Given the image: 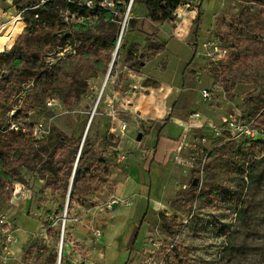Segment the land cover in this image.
<instances>
[{
  "label": "rangeland",
  "instance_id": "obj_1",
  "mask_svg": "<svg viewBox=\"0 0 264 264\" xmlns=\"http://www.w3.org/2000/svg\"><path fill=\"white\" fill-rule=\"evenodd\" d=\"M110 1L106 13L65 12L64 29L79 39L44 47L39 62L15 67L13 54L3 61L14 48L0 54V133L19 126L28 137L0 166V250L14 252L0 264H264V51L245 43L264 40V0H184L162 23L143 3L128 10L131 0ZM55 2L0 0L11 15L28 7L26 16ZM122 30L108 76L116 47L101 51L83 35L114 32L118 43ZM130 65L143 74L137 80L126 78ZM159 80L180 90L175 108L185 120L151 173L146 135L159 123L142 114L147 102L171 100ZM128 174L147 199L116 195ZM63 230L76 245L61 253Z\"/></svg>",
  "mask_w": 264,
  "mask_h": 264
},
{
  "label": "trees",
  "instance_id": "obj_2",
  "mask_svg": "<svg viewBox=\"0 0 264 264\" xmlns=\"http://www.w3.org/2000/svg\"><path fill=\"white\" fill-rule=\"evenodd\" d=\"M183 2L184 0H134L133 4L143 3L148 9V16L150 17L151 21L154 23H162L173 20L176 10ZM94 8H87L77 3L68 2L67 0H56L53 7L38 6V8H35L32 12H30V16H26V12H24L23 17L26 22V27L18 38V33L21 31L25 22L20 21L16 28H14L15 31H13L11 45L14 44L16 39L17 42L12 47V49L14 48V51L9 53L3 61L8 60L9 56L13 54L15 67H17V63L29 61L28 59L30 58H33L35 62H39L42 55L41 50H43L44 47L58 44V42L63 43V45L68 44V42H75L76 39H79V30L78 32H73L71 30L67 31L64 29V27L67 26V24L63 22L65 12L68 13V16H72L74 14H80L84 16ZM27 10L29 11L30 9ZM97 10L99 12L106 13L108 10H110V8H97ZM111 33L113 34H111L110 40H107L104 36H100L98 38L95 37L93 39L90 33L83 35V40L86 42H92V45L98 46L101 51L112 50L117 45V37L114 35V32ZM245 43L247 44V48L250 50L261 49L264 51V40L262 39L254 37L247 38ZM10 50L8 51L10 52ZM8 51L5 52L8 53ZM114 65H116V63H114ZM129 68L134 69L131 65ZM49 73L50 71H46V78L51 77ZM12 87L14 89L15 86ZM26 136L27 131H18L17 133H0V166L5 163V160L10 156L13 150H18L20 148L19 146L24 144V142L28 139ZM88 144L89 139L87 133L83 146ZM83 158L84 152H82L81 156L79 157L75 173L76 182L80 179V169Z\"/></svg>",
  "mask_w": 264,
  "mask_h": 264
},
{
  "label": "crops",
  "instance_id": "obj_3",
  "mask_svg": "<svg viewBox=\"0 0 264 264\" xmlns=\"http://www.w3.org/2000/svg\"><path fill=\"white\" fill-rule=\"evenodd\" d=\"M9 14H10V11L7 10L6 7H4L0 3V23L2 21L6 20L7 17L11 15V14L10 15ZM13 25L14 26H12V27L9 26V28L7 29V31H8L7 33L10 34L11 29L12 28L13 29L16 28L17 25L16 24H13ZM25 27H26V23L22 27L21 31L18 33L17 38L22 33V31L25 29ZM5 35L3 36V39H2L3 40L2 41V45L6 41V36ZM128 69L132 72V74H130V75L127 74L126 78H131V80H134V79L137 80V75H143V74L137 73L136 71H134V70H132L130 68H127V70ZM159 81H161V80H159ZM161 82H163V81H161ZM163 84H165L166 86L169 87V90L167 89L166 86L163 88V89H165V92H166L165 95L168 94V97L170 96L171 100L169 101V103L168 104L165 103L164 106L159 105V106L156 107L155 105H153L151 107L148 104V102H147V105L144 104V105H146L145 106L146 107L145 108L146 109V113H145V115L142 114L143 118L149 117V118L155 120L157 124L159 123V126L156 125L150 131V133H148L146 135V138L148 137V139H149L148 141L150 142V146H149L150 149L148 148V150L152 151V154L151 153L149 154L151 156H150L149 160H147L148 162H147V164H146V166L144 167L143 170H147V171H149L151 173H152L153 165L154 164L157 165L161 158H165L167 156H170L171 153L176 148V145H177L179 137H180L179 130H176V129L180 127L179 122L181 120H185V118L183 117V113L176 112V108H175L176 107L175 102L179 98V94H180L179 91L180 90L178 88H175L171 84L167 85L164 82H163ZM133 97H134V95H130V100L133 101V102H137V101L132 99ZM140 113H142V112H140ZM150 114H152L151 117L147 116V115H150ZM166 117H167V119H166V121L164 123L161 124V122H158V121H160L162 119H165ZM144 151L145 150L143 149L142 152H144ZM138 154H140V152H138ZM134 171H135V168L132 169L131 174ZM137 172H140V174H143V172H141L139 170H137ZM131 174H128V176L126 177L125 181L118 185V187L116 188V191H115L116 195L117 196H126L129 199H135V197L138 196L141 201L143 200V198L147 199V196L149 195V191H148V195L147 196L143 195L142 193L136 194V191L138 190V184H137L136 181L139 182V177H135L134 178V177L131 176ZM140 177H142V176H140ZM142 180H144V178ZM149 190H150V187H149ZM132 205H134V204H132ZM147 209H148V205H147ZM143 215L141 217L142 223L145 220L144 219L145 216H143ZM140 230H141L140 225L136 224L134 226L133 230L131 231L130 238H129V243H128L129 244L128 248H130V250L134 248V247H131V242L133 244V242L135 241L136 237L138 236V233L141 232ZM77 235H78L79 238H84L83 235L80 234L79 232H77ZM91 264H99V263H91Z\"/></svg>",
  "mask_w": 264,
  "mask_h": 264
},
{
  "label": "built area",
  "instance_id": "obj_4",
  "mask_svg": "<svg viewBox=\"0 0 264 264\" xmlns=\"http://www.w3.org/2000/svg\"><path fill=\"white\" fill-rule=\"evenodd\" d=\"M67 1L71 2V3H77V4H79L81 6H85L87 8H94V7L110 8L111 6H113V3L110 0H99V1L98 0L97 1H95V0H67ZM27 9H28V7L25 8V10H27ZM25 10H22L20 12H17L15 14L11 15V16H8L6 20H4L0 23V53L8 51L14 46L15 42L11 46H8V45L2 46V41H3L2 39H3V36L8 32L7 29L9 28V26L12 27L13 24H18L20 22L19 21L20 18H22L25 22V19L23 17V13L25 12ZM204 95L208 96V92L205 91ZM194 116L199 118L200 114L194 113ZM229 125L232 128L237 127V124L235 121H229ZM126 129H127V124H123L121 126V131L124 133ZM16 130L22 131V132L27 131L25 127L20 128L19 126H16ZM241 130L242 129H240V131ZM37 132H38V130L36 131V133ZM244 132L249 134L250 128L246 127L244 129ZM91 230H92L93 236L97 240H99L103 234V230L100 227H97L94 225L91 226ZM75 245H76L75 241L69 242V238L67 237V232H66V230H63L62 234H61V239H60L61 253L64 252V248H66V247L73 248ZM13 253L14 252L9 247L6 246L3 248V250H0V258H3L6 260L10 257V255H13ZM73 264H90V262L86 261L85 259H81V260L79 259V260L75 261Z\"/></svg>",
  "mask_w": 264,
  "mask_h": 264
},
{
  "label": "water",
  "instance_id": "obj_5",
  "mask_svg": "<svg viewBox=\"0 0 264 264\" xmlns=\"http://www.w3.org/2000/svg\"><path fill=\"white\" fill-rule=\"evenodd\" d=\"M133 1H134V0H131V1H130V6H129V9H128V10H130V8H131V6H132V4H133ZM122 33H123V30H122V32H121V34H120V37H119V40H118V43H117V46H116V50H115V52H114V56H113V59H112V61H111V65H110V68H109V71H108V76L111 74V70H112V68H113V66H114V63H115V58H116V56H117V54H118V50H119V46H120V40H121V37H122ZM104 87H105V83H104L103 88H104ZM103 88H102V91H103ZM102 91H101V93H102ZM91 120H92V119H90V121H89V123H88L87 130H86L85 135H84V137H83V141H82V144H81V149H82V147H83V145H84V141H85L86 135H87V133H88V129H89L90 124H91ZM142 139H143V134H142V133H139L138 136H137V140H142ZM78 161H79V157H78V160H77V163H76L74 176H75V173H76V169H77ZM72 180H73V179H72ZM115 206H116V202L113 203V207H115Z\"/></svg>",
  "mask_w": 264,
  "mask_h": 264
},
{
  "label": "bare ground",
  "instance_id": "obj_6",
  "mask_svg": "<svg viewBox=\"0 0 264 264\" xmlns=\"http://www.w3.org/2000/svg\"><path fill=\"white\" fill-rule=\"evenodd\" d=\"M5 36H6V41L2 46H5V45L11 46V41L13 39V30H11L10 34L6 33ZM106 80L107 79H105V86H106Z\"/></svg>",
  "mask_w": 264,
  "mask_h": 264
}]
</instances>
